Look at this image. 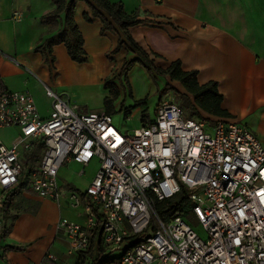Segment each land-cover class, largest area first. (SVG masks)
I'll use <instances>...</instances> for the list:
<instances>
[{"label":"built area","instance_id":"built-area-1","mask_svg":"<svg viewBox=\"0 0 264 264\" xmlns=\"http://www.w3.org/2000/svg\"><path fill=\"white\" fill-rule=\"evenodd\" d=\"M44 94L46 118L28 90L0 94V132L16 131L8 143L0 138V211L17 189L58 207L67 196L86 215L85 225L61 218L55 226L67 254L88 250L99 220L104 257L117 259L104 264H264V147L244 123L188 118L162 101L153 120L127 132L103 111L79 113L64 94L47 86ZM92 161L99 168L86 198L67 192L60 169L74 163L81 176ZM182 190L186 217L163 220L157 204Z\"/></svg>","mask_w":264,"mask_h":264},{"label":"crops","instance_id":"crops-1","mask_svg":"<svg viewBox=\"0 0 264 264\" xmlns=\"http://www.w3.org/2000/svg\"><path fill=\"white\" fill-rule=\"evenodd\" d=\"M109 1L121 2L127 14L138 11L140 18L148 20L130 28L129 32L156 66L166 69L170 63L179 60L183 71H197L199 85L216 82L223 97L221 107L232 116L230 120L244 123L264 147V0ZM53 9L50 0H0V77L4 86L7 91L28 90L43 118L49 115L51 103L44 94V86L64 94L72 104L83 106L85 112H102L103 101L108 96V91L103 88L104 81L109 76H116L124 61L135 55L122 47L109 61L106 56L116 48L118 35L106 32L101 36L100 20L92 18L91 22H86L83 16L90 15L91 10L85 2L77 1L74 20L82 34L88 61L84 64L72 62L64 46L59 44L53 47L55 61L50 70L34 49L54 34L40 23V18ZM127 77L131 96L118 80L113 81L120 91L113 106L117 112H128L129 120L133 114L139 117L153 106L152 100L141 106H135V103L148 99V92H159L166 80L158 77L155 82L158 85H153L144 67L138 64ZM71 81L82 87L85 99L77 100L76 93L68 89ZM142 83L149 89L138 93L136 89ZM93 91L99 96L96 103H90L88 99ZM8 131H2L0 138L6 133L12 137L16 135L15 130ZM93 163L98 164L92 161L81 176L82 167L65 164L59 176L65 167L73 166L78 172L59 183L67 192L70 186L84 193L96 173L86 178V170ZM17 191L7 219H3L0 211L3 228L9 229L1 245L27 248L23 252L3 253L0 250V262L70 264L76 261L77 256L67 254V244L57 235L55 226L61 218L85 225L83 209H72L67 196L58 207L27 190L17 189L10 193ZM49 254L56 260H49Z\"/></svg>","mask_w":264,"mask_h":264},{"label":"trees","instance_id":"trees-1","mask_svg":"<svg viewBox=\"0 0 264 264\" xmlns=\"http://www.w3.org/2000/svg\"><path fill=\"white\" fill-rule=\"evenodd\" d=\"M54 5V9L40 18V23L49 27V30L54 33L51 37L41 41L35 47L34 52L39 53L50 70L55 61L52 56L53 47L62 44L66 49L69 59L76 64H84L88 61L86 52L84 51V40L81 32L74 20V7L77 1H83L91 10V14H85L84 20L91 22L92 18H97L101 23L100 35L103 36L106 32L116 33L119 37L117 46L110 54H107V59L112 61V56L117 54L122 47H126L132 52L135 57L126 59L122 64L118 74L111 80L104 81L103 88L108 91V96L103 101L104 113L114 115V102L119 98V88L113 83L118 80L121 87L128 90V95L131 96V89L128 83V73L138 64L146 70L150 79L155 82L158 77L164 78L166 83L159 91L158 99L169 92L175 93L180 99L179 107L185 112L188 118H203L201 114L219 119H231L232 116L222 109L221 104L223 97L218 92L216 82H208L204 85H199L197 81V71L185 72L181 68V62L176 60L166 68L162 69L154 63L149 54L140 47L131 37L129 29L147 22V19L140 18L139 12L127 14L124 10V5L121 2L112 3L109 0H72L68 3L67 0H50ZM172 82L181 86L183 92L177 91ZM4 83L0 77V94L6 92ZM144 100L135 103V106L144 104ZM123 103V102H122ZM185 109V110H184ZM119 112V111H118ZM129 113L126 112V116ZM38 155L32 158H27L25 166L31 163L38 162ZM68 191H74L81 195L82 199L86 196L78 192L73 187H68ZM18 192L8 194L2 204L3 219H7V213L13 205V199L18 195ZM187 206V193L182 190L181 194L172 200H166L161 204H157L156 208L163 220H168L176 212L184 211ZM96 213V212H95ZM14 218V217H13ZM9 233L8 228H2L0 232V250L3 253L7 252H23L27 246H2L3 242ZM81 259V262H78ZM102 259V260H101ZM117 259L104 257V248L101 242V226L99 220L97 225L91 231L90 246L85 253H79L74 264H104L114 263Z\"/></svg>","mask_w":264,"mask_h":264},{"label":"rangeland","instance_id":"rangeland-1","mask_svg":"<svg viewBox=\"0 0 264 264\" xmlns=\"http://www.w3.org/2000/svg\"><path fill=\"white\" fill-rule=\"evenodd\" d=\"M112 78H113V76H109L105 81L111 80ZM155 82L152 81V84L153 85H158V84H155ZM66 84H69V83H66ZM164 85H165V83H164ZM164 85L162 86V88L164 87ZM172 86L177 91L183 92V89L181 88V86L179 84L172 82ZM70 88H71L72 91H74L76 93L75 97H76L77 100L85 99V97H84L85 96V92L82 89V87H80L78 84H74L73 81H71L70 85H68V89H70ZM148 89H149L148 86H146V85H144L142 83L141 87L137 88L136 90H137L138 93L139 92L143 93L145 90L148 91ZM132 95L134 97V93ZM148 95L149 96L147 97L148 99H146V101L147 100H152L153 101L152 102L153 106L148 111H143L139 115V117H138V115L133 114L129 120H127L126 112H123L122 110H120L119 112L116 111V113L114 115H112L114 124L116 126H119L120 128H123V130H125L127 132H131L133 129L138 128L139 126H143V125L147 124L149 122V119H152V117L154 115L155 110H153V109L156 108L155 106L159 105L162 101H171V102L175 103L177 106H179V103H180V99L177 98V96L173 92L167 93L166 95L162 96L161 99H158L159 92L154 93V94L151 93V92H148ZM88 96L89 95H87L86 97H88ZM88 99L91 101L90 103H93V102L96 103L98 101V99H99V96H98V94L95 91H93V93L91 92V94L88 97ZM75 106L78 108V112L79 113H88V112H85L86 110L84 109L83 106H81V105H79V106L75 105ZM102 111H104V109H102ZM185 113H187V110H185ZM201 115L203 117L202 119L198 118V117H194L193 119L206 120V119H212L213 118L211 116H207V115H204V114H201ZM0 134H1V132H0ZM9 135H10V133L4 134V136L2 137V141H4L5 143H8L12 139V136L11 135L9 136ZM65 168L66 169L59 176V180L60 181H65L64 179L69 178L71 175H76L75 173L78 172L77 169L75 167H73V166L70 167V168H67V167H65ZM98 168H99V164L93 163L86 170V173H85L86 178L91 177V175H93V173L97 172ZM18 209L19 208H17V210ZM190 224L195 228V230L199 234V236L204 238V234L201 231V229L196 227L195 223L191 222ZM2 228H3V224H2ZM1 230H0V232H1ZM78 262H81V259H79ZM74 263H75V261H73L70 264H74Z\"/></svg>","mask_w":264,"mask_h":264}]
</instances>
